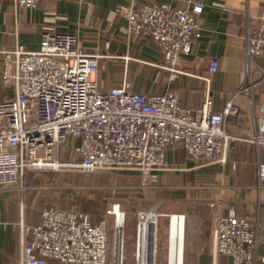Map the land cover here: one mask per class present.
Here are the masks:
<instances>
[{
	"label": "built area",
	"instance_id": "1",
	"mask_svg": "<svg viewBox=\"0 0 264 264\" xmlns=\"http://www.w3.org/2000/svg\"><path fill=\"white\" fill-rule=\"evenodd\" d=\"M14 1L32 7L40 0ZM202 9L200 2L189 8L144 3L125 8L123 14L130 31L147 33L161 48L162 66L173 78L178 60L199 35ZM246 50L249 56L264 54V12L246 37ZM2 53L0 80L13 86L14 95L0 101V186L18 185L29 171L60 167L85 173L138 171L153 181L152 172L167 167L165 151L176 143L193 158L226 162L236 136L225 125L236 112L238 91L221 111H214L209 94L199 107L189 108L169 86L162 93H147L133 90L124 79L101 88L93 75L104 67L106 55L81 44L74 33L50 26L43 27L36 48L18 43ZM217 67L212 59L208 71ZM256 127L252 141L264 147V101ZM72 139L77 140L73 146ZM257 181L264 186V159L257 164ZM114 205L107 213L114 214ZM213 212L214 253L230 256L232 264H254L257 247H264V207L260 218ZM114 215L111 242L106 219L94 223L78 210L42 207L37 223L22 225L18 264H106L110 254L113 264H122L124 233ZM124 215L121 211L123 222ZM158 216L153 208L136 212L135 264H156ZM145 223L154 233L145 230Z\"/></svg>",
	"mask_w": 264,
	"mask_h": 264
},
{
	"label": "crops",
	"instance_id": "2",
	"mask_svg": "<svg viewBox=\"0 0 264 264\" xmlns=\"http://www.w3.org/2000/svg\"><path fill=\"white\" fill-rule=\"evenodd\" d=\"M193 2L203 4L197 15L199 35L193 37L190 52L178 60L176 75L170 78L162 66L161 48L147 33L130 31L123 10L144 3L189 8ZM263 12L264 0H40L32 7L0 0V73L3 50L18 43L36 48L43 27L50 26L74 33L81 44L95 46L106 55L101 60L104 67L93 75L101 88L124 79L133 90L147 93H162L169 86L189 108L199 107L209 94L214 111H221L238 91L233 98L236 112L225 125L226 132L236 137L229 143L224 164L193 158L176 143L165 151L167 167L152 172L155 190L150 199L174 204L153 208L159 214L157 246L159 217L166 225L165 240L161 235L166 264H174L181 249L183 264H232L230 256L214 253V208L223 216L233 211L238 216L261 217L264 186L257 181V164L264 159V147L252 139L264 101V54L249 56L246 37L257 29ZM212 59L218 67L210 73ZM13 95V86L0 80V101ZM76 143L71 140L72 146ZM14 187L0 186V264H18L22 225L37 223L43 207L21 200ZM174 215L179 222L182 218L183 230L176 227L182 241L172 238ZM132 228L135 248L136 224ZM263 257L264 247L259 245L254 264H264Z\"/></svg>",
	"mask_w": 264,
	"mask_h": 264
},
{
	"label": "rangeland",
	"instance_id": "3",
	"mask_svg": "<svg viewBox=\"0 0 264 264\" xmlns=\"http://www.w3.org/2000/svg\"><path fill=\"white\" fill-rule=\"evenodd\" d=\"M147 175L129 170H97L92 173H85L60 167L54 170L29 171L18 185H14L13 190L21 200L23 199L24 202L30 204L37 203L43 207L76 209L88 214L94 223L106 219L111 242L115 231V215L109 214L107 211L112 210L114 204H118L119 208H115L117 215H120V211L125 214L122 228L124 233L122 264H135L133 247L135 238L131 226L136 224V212L142 208L164 207L166 209L174 206L170 202H157L150 199L149 194L155 190V182L154 180L150 181ZM6 186L9 187L10 185ZM175 206L180 207L182 204H175ZM158 225L160 231L158 233V246L156 245V264H166V252L163 245L166 225L165 223L162 224L160 217ZM178 226L183 230L182 218L179 222V217L174 215L172 238L179 237L181 240L182 234H180L181 236L177 235L176 227ZM161 235L164 236V240ZM181 253L182 249L179 251L177 259L174 257V264H183ZM51 264L60 263L53 260ZM106 264H113L111 254Z\"/></svg>",
	"mask_w": 264,
	"mask_h": 264
},
{
	"label": "bare ground",
	"instance_id": "4",
	"mask_svg": "<svg viewBox=\"0 0 264 264\" xmlns=\"http://www.w3.org/2000/svg\"><path fill=\"white\" fill-rule=\"evenodd\" d=\"M61 165H65V164H61ZM119 208L118 207V205H114V210H113V213L114 214H117L116 212H115V208ZM121 211H120V215L118 216V221H117V226H118V228H119V230L121 231V229H122V226H123V220L121 219ZM148 226V227H147ZM144 228H145V230L147 231V229H148V232H151V231H154V229H152V227L148 224V223H145L144 224Z\"/></svg>",
	"mask_w": 264,
	"mask_h": 264
}]
</instances>
